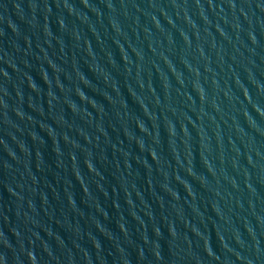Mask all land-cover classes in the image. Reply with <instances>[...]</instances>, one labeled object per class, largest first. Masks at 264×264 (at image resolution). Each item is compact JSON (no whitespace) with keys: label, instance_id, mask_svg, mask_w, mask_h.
I'll return each mask as SVG.
<instances>
[{"label":"water","instance_id":"95a60500","mask_svg":"<svg viewBox=\"0 0 264 264\" xmlns=\"http://www.w3.org/2000/svg\"><path fill=\"white\" fill-rule=\"evenodd\" d=\"M9 264H264V0H0Z\"/></svg>","mask_w":264,"mask_h":264}]
</instances>
